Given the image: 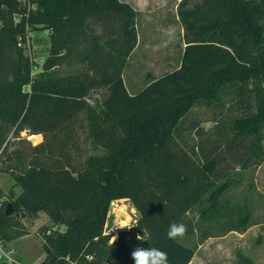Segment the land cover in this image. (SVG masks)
I'll return each instance as SVG.
<instances>
[{"label":"trees","instance_id":"obj_1","mask_svg":"<svg viewBox=\"0 0 264 264\" xmlns=\"http://www.w3.org/2000/svg\"><path fill=\"white\" fill-rule=\"evenodd\" d=\"M138 14L126 0H0V170L13 176L12 194L21 188L0 207V231L7 241L25 235L13 214L47 212L65 225L39 231L47 264H134L136 247L188 264L206 238L257 223L226 191L239 181L233 174L264 161V0H180V64L133 90L124 69L141 43ZM31 26L50 29L46 75H30L19 45ZM77 62L87 69H64ZM200 107L213 110L212 129ZM81 129L100 151L83 154ZM24 130L44 138L33 143ZM122 198L140 216L116 235L103 224L109 203ZM196 206L202 220L236 219L223 232L201 231L194 244L169 239L173 223L194 233ZM236 264L252 259L238 252Z\"/></svg>","mask_w":264,"mask_h":264},{"label":"rangeland","instance_id":"obj_2","mask_svg":"<svg viewBox=\"0 0 264 264\" xmlns=\"http://www.w3.org/2000/svg\"><path fill=\"white\" fill-rule=\"evenodd\" d=\"M139 9L137 17V28L140 46L128 58L124 74L129 87L138 90L148 82L149 75L160 76L172 70L180 64L182 47L184 45L183 27L177 14V5L180 0H132ZM138 2V4H137ZM96 27H99L98 25ZM28 38L23 41L24 54L31 62L30 75L36 77L43 73L46 75L50 69L43 64L50 55L52 39L50 29L33 28L28 30ZM73 67L75 70H86V62H77L74 66L65 64L64 69ZM53 68V66H52ZM31 89V84L22 86V90ZM99 96L94 94L93 100H99ZM196 114L202 118V126L212 129L214 120L208 119L213 116V110L209 107L196 108ZM12 134V132H11ZM22 135L30 137L35 143L39 140V135L31 134L27 130L22 131ZM199 134L192 133L187 136V141L194 143ZM81 143L84 146L83 154L97 152L100 149L93 147L90 140L86 139V130H80ZM28 137V138H29ZM14 138L10 139L12 142ZM15 147V144H12ZM242 174H233L239 177V181H234L232 186L226 191L227 197L244 204L250 211L249 223L244 233L239 234L233 229L223 235L210 236L198 243L197 263L195 264H236L238 252H242L252 259V264H264V161L256 167L245 168ZM241 179V180H240ZM14 178L6 170H0V189L7 198H16L21 192L19 186H14L12 194L11 186ZM140 212L135 202L131 199H116L109 203L107 215L104 222V229L109 232L118 233L121 229H114V225L123 220L131 219L136 223ZM188 217L195 225L194 233L184 236L182 239L190 244L200 241V233L204 230H211L212 233L223 232L229 226L231 220L236 216L229 214L216 216L211 220H202L199 214V206L190 211ZM13 218L21 221L20 227L28 231L20 237L8 240V244L16 249V256L26 264H41L46 261V251L44 241L39 231L43 225H49L53 229H65L63 224H54L49 214L43 210L27 212L23 215V210L16 211ZM198 222V223H197ZM226 222L228 224H226ZM197 223V224H196ZM78 225L83 222L79 221ZM113 230V231H112ZM83 264V262L81 263Z\"/></svg>","mask_w":264,"mask_h":264},{"label":"clouds","instance_id":"obj_3","mask_svg":"<svg viewBox=\"0 0 264 264\" xmlns=\"http://www.w3.org/2000/svg\"><path fill=\"white\" fill-rule=\"evenodd\" d=\"M134 226H136V224L131 219H123L114 225L113 230L114 229L130 230ZM186 231L187 228L185 224L173 223L169 226V229L167 231V237L172 240L183 238L186 234ZM116 239L117 237L113 235L111 243L114 244ZM136 239L143 241L145 240V237L138 234L136 236ZM0 255L9 256L10 259V254L3 252L2 249H0ZM131 258L134 261V264H169L167 253L155 247H149V248L136 247L131 252Z\"/></svg>","mask_w":264,"mask_h":264},{"label":"built area","instance_id":"obj_4","mask_svg":"<svg viewBox=\"0 0 264 264\" xmlns=\"http://www.w3.org/2000/svg\"><path fill=\"white\" fill-rule=\"evenodd\" d=\"M28 38V35H27ZM23 41L20 40L19 41V45H22ZM5 199H7L6 195L3 194L0 196V207L4 205V201ZM0 249L3 250V252L5 253H9L10 254V259L9 256H3L0 255V264L6 262L9 264H26L24 262H22L17 256H16V249L14 246L8 244V241L2 236V233L0 231Z\"/></svg>","mask_w":264,"mask_h":264},{"label":"crops","instance_id":"obj_5","mask_svg":"<svg viewBox=\"0 0 264 264\" xmlns=\"http://www.w3.org/2000/svg\"><path fill=\"white\" fill-rule=\"evenodd\" d=\"M126 1L130 2L131 4H133V6L136 8V3H134L132 0H126ZM137 4H138V2H137ZM36 134L40 136L39 140L37 142H35V143H38V142L42 141L44 137H43L42 133H36ZM233 230L236 231L239 234L244 233V230L243 231H238V230H235V229H233ZM197 260H199V259H197V251H195V254H194L192 260L188 264H195V263H197Z\"/></svg>","mask_w":264,"mask_h":264},{"label":"water","instance_id":"obj_6","mask_svg":"<svg viewBox=\"0 0 264 264\" xmlns=\"http://www.w3.org/2000/svg\"><path fill=\"white\" fill-rule=\"evenodd\" d=\"M28 137H29V136H28ZM29 138H30V137H29ZM13 210H14V207H13L12 203H11V202L8 203V205H7V207H6V211H7V212H11V211H13ZM41 264H47V263H46V261H42Z\"/></svg>","mask_w":264,"mask_h":264}]
</instances>
